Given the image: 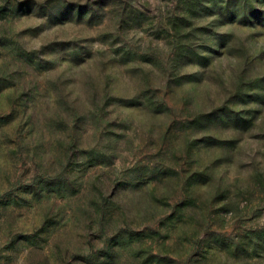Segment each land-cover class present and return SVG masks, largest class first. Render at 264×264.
Listing matches in <instances>:
<instances>
[{"label":"rangeland","instance_id":"obj_1","mask_svg":"<svg viewBox=\"0 0 264 264\" xmlns=\"http://www.w3.org/2000/svg\"><path fill=\"white\" fill-rule=\"evenodd\" d=\"M3 264H264V0H0Z\"/></svg>","mask_w":264,"mask_h":264},{"label":"clouds","instance_id":"obj_2","mask_svg":"<svg viewBox=\"0 0 264 264\" xmlns=\"http://www.w3.org/2000/svg\"><path fill=\"white\" fill-rule=\"evenodd\" d=\"M0 255H3V253H0ZM0 264H3V261H0Z\"/></svg>","mask_w":264,"mask_h":264}]
</instances>
